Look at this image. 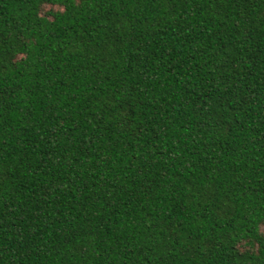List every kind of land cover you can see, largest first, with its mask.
<instances>
[{"label":"trees","instance_id":"1","mask_svg":"<svg viewBox=\"0 0 264 264\" xmlns=\"http://www.w3.org/2000/svg\"><path fill=\"white\" fill-rule=\"evenodd\" d=\"M0 264H264V0H0Z\"/></svg>","mask_w":264,"mask_h":264}]
</instances>
